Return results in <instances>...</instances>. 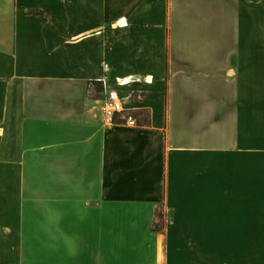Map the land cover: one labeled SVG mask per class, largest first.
<instances>
[{"label":"crops","instance_id":"crops-1","mask_svg":"<svg viewBox=\"0 0 264 264\" xmlns=\"http://www.w3.org/2000/svg\"><path fill=\"white\" fill-rule=\"evenodd\" d=\"M0 264H264V0H0Z\"/></svg>","mask_w":264,"mask_h":264},{"label":"built area","instance_id":"built-area-1","mask_svg":"<svg viewBox=\"0 0 264 264\" xmlns=\"http://www.w3.org/2000/svg\"><path fill=\"white\" fill-rule=\"evenodd\" d=\"M121 84V83H119ZM123 102L119 97L118 93L115 91H109L106 103L107 117L109 120L113 121L116 115L124 112ZM126 124L134 127L137 125V120L129 115L125 117Z\"/></svg>","mask_w":264,"mask_h":264},{"label":"bare ground","instance_id":"bare-ground-1","mask_svg":"<svg viewBox=\"0 0 264 264\" xmlns=\"http://www.w3.org/2000/svg\"><path fill=\"white\" fill-rule=\"evenodd\" d=\"M120 25L123 27V26L125 25V22H120ZM149 79H150V78H149ZM130 81H131V80H130ZM120 83H121V84H120L121 86L125 85V81H123V82L120 81Z\"/></svg>","mask_w":264,"mask_h":264}]
</instances>
